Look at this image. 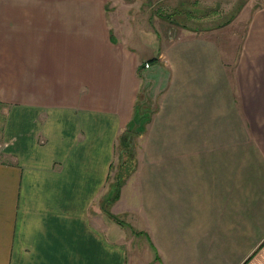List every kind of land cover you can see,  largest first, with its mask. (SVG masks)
<instances>
[{
    "label": "crops",
    "instance_id": "0c3cea01",
    "mask_svg": "<svg viewBox=\"0 0 264 264\" xmlns=\"http://www.w3.org/2000/svg\"><path fill=\"white\" fill-rule=\"evenodd\" d=\"M109 3L0 0V264H264V5Z\"/></svg>",
    "mask_w": 264,
    "mask_h": 264
},
{
    "label": "rangeland",
    "instance_id": "374dc122",
    "mask_svg": "<svg viewBox=\"0 0 264 264\" xmlns=\"http://www.w3.org/2000/svg\"><path fill=\"white\" fill-rule=\"evenodd\" d=\"M241 3L249 4L248 6L254 8L263 6L264 0H236L234 2L196 4L188 7V10L190 12L187 13V15H184V11L182 13L178 11L175 12L174 15H172L176 7L173 8V6L175 5L169 3L168 0H110L109 4L111 6L115 5L116 7L114 8L119 11L120 9L126 8L128 5L135 4L137 5V10H139L140 14H142L143 17L148 14L152 15V19L155 20L157 24H159V26L161 27L160 29L162 31H165L164 26H166V30H168L170 26H173L175 28H180L179 26H188L191 29H201L222 24L225 21L233 19L237 16ZM190 13H193L192 17H190ZM245 14H248V11H246ZM237 17L233 21L235 23H232V26L229 25L228 29H237L241 32L243 29L242 24H244L243 22L246 20V17L244 20H240L242 19V17H240V19L239 17ZM175 28L172 30H175ZM123 148L124 147H122L121 145H119V147L117 148L112 168V177L122 176L123 178H127L129 174H131L134 170L135 155L133 143L128 145V147H126V152H124L123 155L119 157L118 154ZM143 253L145 252L141 251V253L137 254L143 258L145 257Z\"/></svg>",
    "mask_w": 264,
    "mask_h": 264
},
{
    "label": "trees",
    "instance_id": "16d2710c",
    "mask_svg": "<svg viewBox=\"0 0 264 264\" xmlns=\"http://www.w3.org/2000/svg\"><path fill=\"white\" fill-rule=\"evenodd\" d=\"M243 5L244 4L241 3L239 8H241ZM124 136L126 137V135H124ZM131 136H132L131 134H127V137H129V139H130ZM128 144L126 143V146H128ZM124 181H125V178H123L122 176H117L116 177L115 192H114V194H112V196L109 197L108 200H111L113 202V201H115V200H117L119 198L120 189H121Z\"/></svg>",
    "mask_w": 264,
    "mask_h": 264
},
{
    "label": "built area",
    "instance_id": "2783aa9c",
    "mask_svg": "<svg viewBox=\"0 0 264 264\" xmlns=\"http://www.w3.org/2000/svg\"><path fill=\"white\" fill-rule=\"evenodd\" d=\"M149 66V64H146V67H148Z\"/></svg>",
    "mask_w": 264,
    "mask_h": 264
}]
</instances>
